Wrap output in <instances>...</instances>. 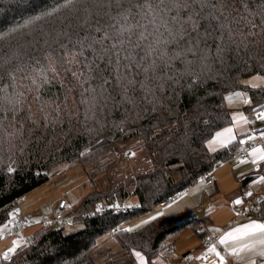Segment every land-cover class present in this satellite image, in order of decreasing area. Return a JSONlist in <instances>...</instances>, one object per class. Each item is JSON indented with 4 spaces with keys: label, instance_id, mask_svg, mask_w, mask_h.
<instances>
[{
    "label": "trees",
    "instance_id": "obj_1",
    "mask_svg": "<svg viewBox=\"0 0 264 264\" xmlns=\"http://www.w3.org/2000/svg\"><path fill=\"white\" fill-rule=\"evenodd\" d=\"M245 2L257 25L246 47L238 35L218 54L215 44L221 41L209 38L208 49L194 55L184 51V40H174L161 28L167 42L157 46L164 59L156 61L154 76L133 67L128 83L120 67L127 63L124 52L118 65L112 55L98 58L93 49H81L78 38L89 31L102 36L94 30L97 21L113 34L105 13L135 11L136 0L110 9L91 0H0V226L11 220L19 200L51 181L50 172L59 165L81 167L92 187L71 214L81 230L64 234L42 227L5 264H136L135 251L150 263L181 230L191 227L195 232L203 224L174 223L173 217L162 215L134 231L119 230L125 221L154 211L231 159L236 142L214 152L206 145L231 126L229 93H247L245 111L264 110V86L242 83L264 77V0ZM232 7L243 11L240 0H232ZM149 32L145 45L160 36L152 28ZM76 51L83 56L73 58ZM128 143L129 148H120ZM133 146L141 156L134 167L124 160L130 159L124 154ZM117 165L122 171H114ZM103 173L107 176L99 188L95 178ZM127 199L136 203L129 213L85 216L96 206ZM109 234L116 238L117 251L99 248L98 241Z\"/></svg>",
    "mask_w": 264,
    "mask_h": 264
},
{
    "label": "snow or ice",
    "instance_id": "obj_2",
    "mask_svg": "<svg viewBox=\"0 0 264 264\" xmlns=\"http://www.w3.org/2000/svg\"><path fill=\"white\" fill-rule=\"evenodd\" d=\"M75 2L76 0H67L68 4ZM91 2L98 7L110 9L113 6L122 7L124 0H91ZM240 3L243 11L234 9L232 0H136L135 11L125 9L115 16L105 13L109 16L108 28L113 29V34H109L97 21L94 30L103 32V35L98 38L89 31L79 37L78 42L81 49H93L98 58L108 59L109 55L114 56L115 60L112 62L118 65L121 61V52H124L123 59L127 63L120 67L125 69V78L128 79V83L132 81L127 77V73L133 67L138 72L152 74L149 77L152 78L157 68L156 61L164 59L162 49L157 47L162 42H167L162 41L164 33L171 35L174 40L177 36L184 40V51H191L194 55L197 51L202 52L208 49L209 38L213 41H221L215 44L218 54L230 46L238 35L241 37L240 43L246 47L251 42L248 37L253 35L252 29L257 25L250 18L253 14L247 10L245 0H240ZM146 18L147 24L144 23ZM260 26L264 28V21ZM149 28L157 33H160V29L163 28L164 33H160L159 37H153L151 42L145 45L144 42L152 36ZM185 36H187L186 39ZM141 52L143 55H139ZM76 56H83V52H74L73 58ZM137 56H139L138 59ZM117 71L119 72L120 68H117ZM141 87L146 88V84L141 82ZM252 155L257 156V153ZM259 159L264 160V154H260ZM261 180H264V177H261ZM240 202L236 201L237 204ZM251 230L264 232V224L254 223L251 225ZM210 251L215 252V248ZM260 255L264 256V252ZM136 256L139 258L140 254L136 253Z\"/></svg>",
    "mask_w": 264,
    "mask_h": 264
},
{
    "label": "crops",
    "instance_id": "obj_3",
    "mask_svg": "<svg viewBox=\"0 0 264 264\" xmlns=\"http://www.w3.org/2000/svg\"><path fill=\"white\" fill-rule=\"evenodd\" d=\"M255 77L258 76H254L250 78H255ZM260 86H264V84ZM260 86H256V87H260ZM249 105H250V100L245 91H235L229 93L226 96V106L229 108L231 112V118H232L231 126L216 132L214 136L206 144L209 152H214L220 148L229 145L232 142H236L237 151L247 146L248 143L254 144V148L250 150V161L242 162L237 165H232L233 167L240 166L237 169L238 176H235L236 182H240L241 184V189H240L241 192L239 193V190L237 191L238 194H240V196L238 197L237 195H235V192L231 194L233 196L232 200L233 199L239 200L241 201L240 203H243V199L245 198H251L255 196L264 197V180H261V177H264V160L259 159V155L264 154V129L260 128V125L264 121V119H261L262 117L258 119L259 113H262V111L264 110L255 113L245 111L244 110L245 107ZM255 116L259 121L257 122L254 121ZM252 153H257V156H253ZM235 154H233V156L229 161H232V158L235 156ZM219 168L213 169L210 173H212L215 170H218ZM212 180L213 183L209 187H205L203 185H198L195 187H200L204 191L206 190L212 191V188L215 186V181L214 179ZM195 187L187 191L185 194L176 197L175 199L185 196L182 199V203L189 204L191 205V207L194 206L197 203V197L194 193H189V192H191ZM249 193H251V195H249ZM60 200H64V199H59L58 202ZM130 201L135 202L134 199ZM56 205H55V209H56ZM14 210H15L14 212L20 214L22 217L29 219L30 217L28 216V213L30 212L29 206H27L22 199L19 200ZM189 211L191 212L193 210L191 209ZM162 214H164V211L163 213L162 212L156 213V215H153L149 219H146L145 221L141 222V224L133 226L127 231H134L144 226L151 220H153V217L156 218L158 216H162ZM233 214L235 216L234 219H237L238 217L234 213V210H233ZM231 219L232 216L229 217V219L224 225L217 227L216 226L214 227L213 225L214 220H210L208 218L205 220L199 219L203 224L197 227L195 232L192 230L195 233L196 237L193 236L192 238L186 240L187 242L191 243L192 251L190 252H187V249L186 250L180 249L178 253H175L176 250L175 248V250L172 253L167 255L160 254L162 257L159 255L155 257L150 263H148L145 257L139 252L136 251L133 252L132 256L134 257L136 264H183L185 260H189L190 257L201 252V246L199 243H197L198 235L196 231L198 232L202 231L203 234H206L207 233L206 227H208L212 231V234L218 235L220 237V243L224 249V251L221 253L216 252V250L215 252L210 251V249H213L214 247H210L208 249L209 253L215 254V263L213 264H264V256L260 255V253L264 252V232L251 230V225H253L254 223L264 224V204L262 205L259 213L255 217L249 220H239L235 225L229 226L228 222ZM9 223L10 220L4 225L0 226V235H2L4 231L7 230V226ZM7 241L9 240L2 242H7ZM22 241L24 240H21V242ZM175 241L176 240H174V242ZM11 245L13 246L14 243L7 245L3 248L1 247L4 256L13 254V252L11 253L10 251ZM170 245L172 246V244ZM100 249H104V248L100 247ZM117 250L118 247L117 249L112 250V252ZM192 252L195 253L191 255L190 253ZM136 253L140 254L139 258L136 256ZM173 254H174V259L169 260L168 257ZM185 264H197V263L188 262Z\"/></svg>",
    "mask_w": 264,
    "mask_h": 264
},
{
    "label": "rangeland",
    "instance_id": "obj_4",
    "mask_svg": "<svg viewBox=\"0 0 264 264\" xmlns=\"http://www.w3.org/2000/svg\"><path fill=\"white\" fill-rule=\"evenodd\" d=\"M263 82L264 77L247 78L245 80H242L243 84L253 88L263 85ZM259 115L262 117L261 119H264V111H262V113H259ZM256 116L254 121L257 122L259 120ZM129 146V143L124 146L122 144V147L120 148L127 149L129 148ZM129 151L133 152L134 156L130 159L124 160L130 161L131 166L133 165L134 167V162H141L140 152L134 146L131 147ZM122 165H117L114 171H122ZM112 166L113 164H110L109 168H112ZM131 166L129 165V167ZM239 167L240 166L233 167L231 161H228L224 162L218 170L213 171L211 173V177L215 181V186L212 188V191H204L200 187H195L191 192H189L194 193L197 197V203L194 206L191 207V205L189 204L182 203V199L185 196L173 199L164 208H156L154 211L139 215L125 221L119 226V230H129L133 226L141 224V222L149 219L153 215H156V213H163V211L164 214L162 215L173 217L174 223H181L184 221L192 220V213H195L200 220H205L207 218L210 220H214V227L224 225L231 216L232 219L230 221H232L235 218L233 210L242 206V203L237 204V200H232L233 196L231 195L233 192H235V195H237L238 197L240 196L237 191L239 190V193L241 192V184L240 182H236L235 180V176H238L237 169ZM105 176L107 175L103 173L95 178L96 180H98L99 188L104 187ZM50 177L51 181L49 183L38 187L33 192L29 193L28 196L22 198L26 205L29 206L30 212L28 213V216H30V220L40 221L46 218H53L55 205H58V203L60 202H58L59 199H64L68 203V214H70L71 216V214H74L73 212L76 211V209L79 207L84 197L92 191L91 184L88 181L85 171L79 166H72L69 164L59 165L50 172ZM98 207L99 206H96L94 209L96 210ZM191 209L193 211L190 212L189 210ZM197 210L198 212H196ZM75 220L76 222L79 221L78 219ZM75 220H68L60 224L56 223L53 228L60 229L64 234L75 233L83 228V225L80 222L76 223ZM206 228V234H212V231L208 227ZM38 229H40V227L33 228L27 231L24 234L25 239H22L24 240L22 242L21 240H9L7 242H1L0 246L3 248L14 243L13 246H10V251L11 249H16L17 247L28 241V237ZM193 236H195V233L192 231L191 227H186L181 230V232L177 236L176 241L172 243L174 250L176 248L175 253H178L180 249H187V252L192 251L191 243L187 242L186 240L192 238ZM98 243L100 244L99 248H109L111 251L117 249L118 247L116 238L112 234L101 238ZM197 243H199L198 237ZM12 252L14 251H11V253ZM194 253L195 252H192L190 254L192 255ZM168 259H174V254L169 256Z\"/></svg>",
    "mask_w": 264,
    "mask_h": 264
},
{
    "label": "built area",
    "instance_id": "obj_5",
    "mask_svg": "<svg viewBox=\"0 0 264 264\" xmlns=\"http://www.w3.org/2000/svg\"><path fill=\"white\" fill-rule=\"evenodd\" d=\"M261 116L258 115V119ZM254 148L253 143H248L247 146L243 147L239 151L236 152L235 156L232 158V165H237L242 162L250 161V150ZM134 154L131 151H126L124 154V158H131ZM222 163L218 164L215 168H219ZM213 183L211 173H206L204 176L197 178L190 186L179 191L174 194L172 197L168 198L167 201L161 202L158 204V208L165 207L169 202H171L176 197L185 194L187 191L192 189L195 186L203 185L205 187L211 186ZM264 202V197L255 196L251 198L243 199L242 206L236 208L234 213L237 215V219H233L228 222L229 226L235 225L239 220H249L255 217L261 208L262 203ZM136 208V203L130 200L121 203H114L112 205H104L99 206L96 210L89 211L85 214L86 217L93 218L97 216H101L103 213L107 211H112L114 213H129ZM68 205L65 200H60L55 211L54 217L49 219H43L41 221H33L30 219L23 218L20 214L16 212H12L10 223L7 226V230L4 231L2 235H0V243L6 240H22L24 238V234L33 228L37 227H53L56 223L66 222L71 220L73 217L68 214ZM198 212V211H196ZM192 220L199 221L198 216L195 213H192ZM199 244L201 246V252L189 258V260H185L183 264L188 262H195L197 264H213L215 263V254L209 253L208 249L210 247H214L216 252H223V246L220 243V237L214 234H203L199 237ZM174 251L173 246H169L161 252V255H167ZM6 256L3 255L2 249L0 246V264H3Z\"/></svg>",
    "mask_w": 264,
    "mask_h": 264
},
{
    "label": "bare ground",
    "instance_id": "obj_6",
    "mask_svg": "<svg viewBox=\"0 0 264 264\" xmlns=\"http://www.w3.org/2000/svg\"><path fill=\"white\" fill-rule=\"evenodd\" d=\"M7 260H8V259H7V258H5V261L3 262V264H5V263L7 262Z\"/></svg>",
    "mask_w": 264,
    "mask_h": 264
}]
</instances>
